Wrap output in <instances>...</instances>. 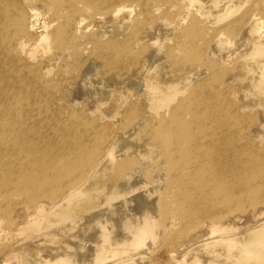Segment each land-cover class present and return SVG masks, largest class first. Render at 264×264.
Segmentation results:
<instances>
[{"label": "rangeland", "instance_id": "1", "mask_svg": "<svg viewBox=\"0 0 264 264\" xmlns=\"http://www.w3.org/2000/svg\"><path fill=\"white\" fill-rule=\"evenodd\" d=\"M2 1L3 25L11 19L15 34L6 39L8 29L6 36L0 29V172H32L36 164L44 165L41 172H56V163L74 164L76 154L94 167L111 147L95 170L78 167L61 176L68 202L54 216L51 209L39 210L35 223L23 225L26 215L37 214L31 206L39 201L28 195V185L22 183L20 192L10 190L12 181L3 184L12 205L0 213L8 215L0 216V264H18L3 250L25 241L30 246L19 248L21 264L27 256L42 264L37 250L49 264H86L101 243L118 247L117 264H264V225L255 218L264 208V172L251 167L264 164V96L249 88L239 95L237 85L247 75L239 77L234 68L259 60L264 51L241 59L247 44L240 46L236 36L245 30L235 24L224 37L216 32L247 5L233 6L230 16L216 21L217 9L205 0L206 19L176 27L170 24L175 8L169 6L137 16L140 4L125 0H92L99 6L111 1L105 11L87 0ZM129 5L133 14L112 12ZM101 15L107 17L98 21ZM180 28L186 48L197 55L194 64L181 60L186 48ZM32 48L36 58L45 56L43 62L29 56ZM128 58L133 68L151 60L147 87L126 85L130 73L125 75L121 63ZM149 81L159 89L176 85L177 93L152 109L145 101ZM175 111L184 114L186 128L175 130L180 144L173 147L190 149L205 172L175 171L180 165L165 157L173 148L155 139L160 125L149 121L162 115L169 121ZM149 124L153 129L146 131ZM23 177L18 174L19 181ZM223 197L231 202L224 204ZM218 211L229 216L214 226L215 235L202 230ZM250 224H258V238L250 236ZM46 247L51 251L40 250Z\"/></svg>", "mask_w": 264, "mask_h": 264}, {"label": "bare ground", "instance_id": "2", "mask_svg": "<svg viewBox=\"0 0 264 264\" xmlns=\"http://www.w3.org/2000/svg\"><path fill=\"white\" fill-rule=\"evenodd\" d=\"M67 1L71 2L72 0H67ZM125 1L126 2H131V3L138 2L140 4L141 8L139 9V13L137 14V16L149 13L151 11L152 7H153V9H156V10L164 9L165 7H168V6L170 7L169 10L171 8H175V13L171 17L170 24L172 26L175 25L176 27H179L180 25H185V24H187L189 22L193 23L191 26L199 25L201 17H202V19H206L205 18L206 17L205 13H206V11H208V8H209V7H205V6H203L201 8L203 2L206 3L205 0H158L157 4H153L154 0H133L134 2H132L130 0H125ZM209 1L212 3V5H214V8L217 9L216 10L217 12L213 15L216 18V21H218V20L220 21L221 19L226 18L229 15V10L233 6H240L241 7L242 4H244L245 6L247 5V7L245 9L243 8L245 6L242 7L244 9L243 11L240 9L242 12H240L241 14L237 18H234V19L230 20L227 24H225V26H223V28L225 27L227 29H223L222 28V29L217 30L216 32H217V34L219 36L224 37L223 36V34H224L223 31L229 30V29L232 30V28H230V27L235 26V24H236V26L240 27L241 32L243 30H245L243 34H241L239 36H236L237 40L239 39L238 41H241V43H240L241 45L240 46L247 44L246 47H245V49H248L247 53L239 54V57L241 59H243L244 57H247L248 55L259 54L260 51H264V49H263L264 42L262 44L259 43L260 39L264 37V29H263V23H264V0H209ZM87 3L93 8L94 7H102L104 9L103 11L109 10V8H111V6L113 5V3L111 1H110V5L109 6L107 4H105V2L101 3L100 4L101 6H99L98 1L95 3V2H92V0L91 1L87 0ZM2 8H3V1L0 0V29L3 30V34H4V31L8 29L9 33L7 34V36L4 34L6 36V39H7V38H11L15 34V29L12 26L11 19L9 20V22H7L6 24L3 25L4 12L1 11ZM71 8H74V6L71 5ZM7 10H9V9H7ZM123 10L126 11L129 14H133L134 6H130V5L126 6V10H125V7L117 6L116 8H114V10L112 12H113V14H117V13L123 11ZM74 11H76V9H74L73 12ZM213 11H215V10H213ZM7 13L11 14L10 12H7ZM64 14L65 13H63V15ZM234 16H236V15H234ZM19 17H22V14H20ZM28 17H29L28 15H23V18L25 20H27ZM103 17L105 18L107 16L101 15L99 17L98 21H101L103 19ZM192 18H194V19L191 21ZM35 20H37V19H35ZM205 23H206V21H205ZM209 26H210V24H209ZM216 26H218V25H216ZM208 29H210V28H208ZM180 30H181V33H179V34H181V36H180L181 37V42H182V39L185 41V42H182V44H184L182 46H183V48H186L187 46L185 45V43H187V42L185 40V28H180ZM238 32L239 31L236 32L237 35H238ZM200 33H202V32H200ZM192 36L193 35H189L187 37L191 38ZM2 37H4V36H2ZM198 39L199 38H197V40ZM230 41L228 39V42H230ZM198 42H200V41L198 40ZM231 43H233V40L231 41ZM198 44L199 43H197L195 45H198ZM187 48L182 52L181 60H183L184 62H192V64H194V60L197 58V55L192 50L189 51L188 50L189 48L188 49ZM248 53H250V54H248ZM245 54H248V55L245 56ZM29 56L32 59H36L37 61H42V62H43V59H45V56H43L42 60H41V57L40 58H36V52H35V50L33 48L29 50ZM128 60L129 61H123L121 63L122 67L124 68L125 75L130 73L129 82L126 79L127 80L126 85L137 86V90L140 89L143 86L147 87L146 77H147L148 70L150 68L151 60H149L148 62L146 60L142 64H140L138 66L136 65V67H134V68L131 65V59L128 58ZM137 62H135V63H137ZM243 63L244 64H236L235 67H234L235 69L238 68L235 72H236V74L238 73L237 75L239 77H240L241 74L242 75H247L246 78H245L246 82L243 81L242 83L237 85V88H239V95L243 94V92H244V91H242V88H249V89H251V91L254 90V93H260V95L263 97L264 96V88H263L262 84L264 82V71H263L264 70V54H261V58L259 60H255V61H250L249 60V61H245V62L243 61ZM130 67H132L133 69L130 70L129 69ZM193 81H194V78H191L188 82H193ZM148 87H149V89L147 88V91H149V95L147 96L148 98H146L145 101H147V104H150L151 108L155 109V110H156V108H160L161 106H165L166 103L169 101L168 98L165 97L166 95L169 94L172 97L173 95H175L177 93V86L176 85H170L168 87H163L162 89H159V88H157L156 84L150 82L148 84ZM150 89H151V91H150ZM214 97L216 98L215 95H214ZM213 102H214V100H213ZM262 103L264 104V102H262ZM191 104L192 103H190L189 106ZM263 104H261V105H263ZM183 105H185V103ZM261 105H259V106H261ZM218 106H220V105H218ZM181 107L183 108L181 110L182 111L185 110L184 112L186 114L187 113L186 109H184L186 107V105L184 107L183 106H181ZM178 109L180 110V107ZM193 109H194V107H193ZM188 110H189V108L187 109V111ZM191 112H194V110L190 111V114H192L191 117L193 118V115H195L196 113H191ZM180 113H178L176 111L171 113L173 115L170 116L171 119L169 121H167V119H166L167 115H162V117H160V118L157 117L158 119L154 118L153 120L149 121V122H151L153 124H155L157 122L160 125V127L158 126V129H156V132L154 133L155 134V139H157V138L161 139L163 145H168L171 148H173L171 153L168 156H165V157H168L167 158L168 161L173 160L174 167L180 165V167H176L174 169L175 171L182 172L184 175L185 174H187V175L188 174L189 175L192 174V173H189V172H205L203 170L205 168V165H201L200 161L199 162L195 161L196 157L193 158V156H192V154L190 152V149L187 150V148L186 149L185 148H181V150L180 149L176 150L173 147V146L176 147L177 145L180 144V143L178 144L179 140L175 136V133H176L175 130H177V128H186V123L183 125V122H181L182 118L180 117L181 115L184 116V114L183 113L180 114ZM153 124L147 125V127H146L147 130L146 131H151V129H153V126H154ZM192 138H193V135H192V137L189 136V139H192ZM107 144H108V142H107ZM110 147H108V150H106L107 152L102 151L104 153L101 155V159L99 160L98 164L96 163V165L94 167L92 165H90L89 162H87L85 164L82 161H78L79 154H76L74 156V158H73L74 161H75L74 164L65 165V162L56 163L54 165L55 166L54 170L56 172H41L44 169V165H42V164H36V166L33 168L32 172H31V168H27V170L29 172H15V173H12V172H0L1 173L0 174L1 175L0 176V198H2L3 201H4V203H1V200H0V213L3 210V207H6V206H3V205H7L8 203L10 205H12V202H9L10 201L9 194L6 193V190L4 188H2L3 184H7L8 181H12L14 184H12V186H11V189H10L11 191L18 189L20 192H24L25 189L24 190L21 189V186H20L22 183H24V184L28 185V187H29L28 189H26L27 192H28V195L32 193L33 195H36V197L39 199V201L36 204L31 206L32 210L35 209V212H37V214L36 215L35 214L26 215L25 221H23V225L24 226H26L28 224H31V223H35L36 220H39L38 219V217L40 215L39 213H40V211H44L43 209H51V215L52 216L58 214L60 212L59 207L62 204H64V203L66 204L68 202V200H67L68 193L63 196V193H64L63 192V185H67V183L63 182L64 179L61 178V176H63L68 171L77 170L78 167L80 168L78 170V172H85V170L88 169L89 167H91V168L93 167L92 169L98 168V166H100V164L103 162V160L106 159L107 153L110 150ZM1 158H2V154L0 153V159ZM215 164L217 165V163H215ZM3 165H5V164L3 163ZM218 165H221V164L219 163ZM74 166H77V167H74ZM217 166L216 167L214 166L215 169L217 168ZM251 167H253L255 172H264V164H261L260 167H255L252 164ZM206 172H209V171L206 170ZM19 173H23V176H24L21 181H19L20 178H18V174ZM25 174H27V175L25 176ZM85 174L86 173H84V175ZM82 177H83V174L80 177L76 178L74 181H80V179H82ZM61 183L63 185H61ZM76 185H79V182L76 183ZM57 191L61 192V194H59L58 197L54 200L53 197L51 196V194L53 192H57ZM223 192H224V190L223 191H219V195H221ZM222 199L224 201V204L226 203V201L227 202H231L230 199H228L227 197H223ZM262 205L264 206V198H262ZM215 214H216V212H215ZM215 214H213L211 216L210 221H207L205 223V225H204V228H202V230H212L213 231V235H215V232H216L215 229H214V226L220 224L221 220L225 221L228 218V216H229V214H225L222 211H218L217 212L218 216H216ZM0 216H3L5 219L8 218V215H5V214H1ZM235 217H236V212L232 216V218H235ZM237 217H242V216H241V214H239V215H237ZM255 218L258 221H260L261 224L264 225V208H259L258 209ZM99 220H101V219H99ZM16 222L17 221L13 222V225L16 224ZM257 225L258 224H255V225L250 224V225H248V232H249L250 236L253 237V238H258L259 237V234L256 233V226ZM196 240H198V239H196ZM196 240L190 242L189 246H193V245L197 244L198 242H196ZM36 241L37 240H35V242ZM37 242H39V241H37ZM22 245H24V247H29L30 246L28 241L19 242V243H16L14 245H11V246H6L3 251H4V253H7L8 255L9 254L15 255V257L17 258L18 264H21L20 260H18V258H20L19 257V248ZM245 245H246V243H245ZM116 248H118V247L116 246ZM116 248L113 249V247H109V246L106 248L105 244H103V243H101L99 245H96L94 247L95 255L93 257L87 259L86 264H117L118 261L116 260V258H117L118 254L117 255L114 254L116 252ZM40 250H42L44 252H50L51 251L47 247L45 248V250L44 249H40ZM36 253H37L36 255H38L40 257L39 260H38L40 263H42V264L51 263L50 261H48V260L43 258V256L45 255L44 253L42 255L40 253V251H38V250H37ZM33 255H34V257H36L35 254H33ZM23 260H24V264H26V263L27 264H33L35 262L29 256L23 258ZM59 264H68V263L60 262Z\"/></svg>", "mask_w": 264, "mask_h": 264}]
</instances>
